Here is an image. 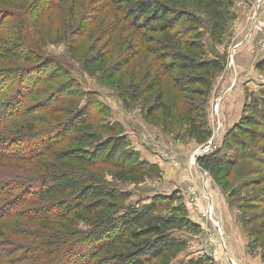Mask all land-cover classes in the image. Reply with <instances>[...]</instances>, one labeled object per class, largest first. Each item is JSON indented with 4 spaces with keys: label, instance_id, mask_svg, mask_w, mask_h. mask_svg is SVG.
<instances>
[{
    "label": "trees",
    "instance_id": "1",
    "mask_svg": "<svg viewBox=\"0 0 264 264\" xmlns=\"http://www.w3.org/2000/svg\"><path fill=\"white\" fill-rule=\"evenodd\" d=\"M59 1L0 0V264H172L188 248L179 234L197 236L200 227L176 206L175 194L126 204L128 192L93 174L95 164L110 165L117 181L137 183L160 178L161 170L125 148L121 126L97 121L87 112L91 105L75 112L69 106L73 82L57 60L42 54L38 36V22ZM87 1L95 16L110 11L115 21L111 36L124 26L130 47L139 40L161 74L173 75L175 89L193 101L187 111L188 135L205 144L211 137L205 106L225 59L216 54L207 58L203 34L211 45L222 44L232 0ZM79 3L68 1L69 18L79 13ZM124 64L112 69L119 73ZM256 70L264 73V62ZM159 84L148 83L143 92L155 95V110L166 112ZM246 98L249 118L233 126L220 150L197 160L202 170L224 169L225 176L241 160L264 162L251 148L264 134L257 130L264 127V91ZM64 104L68 106L60 108ZM101 133L106 138H100ZM63 143L78 153L53 156ZM46 155L53 156V162L39 161ZM9 162L36 163L43 172L9 171ZM260 248L264 262V242ZM206 263L198 257L177 264Z\"/></svg>",
    "mask_w": 264,
    "mask_h": 264
},
{
    "label": "rangeland",
    "instance_id": "2",
    "mask_svg": "<svg viewBox=\"0 0 264 264\" xmlns=\"http://www.w3.org/2000/svg\"><path fill=\"white\" fill-rule=\"evenodd\" d=\"M68 1L60 0L38 22V36L42 54L57 60L73 82L69 106L75 112L86 103L91 105L87 112L97 121L121 126L125 148L138 152L141 160H145L146 150L150 154L157 152L162 160L161 177L157 179L119 182L114 178L115 168L103 164L94 165L95 177L128 192L131 197L126 204L148 201L153 195L175 194L179 198L176 206L185 210L187 218L200 227V233L179 234L187 240L188 248L172 264L198 257L207 259L206 264H235L231 258L237 256L244 257L246 264H264L260 259V245L264 242V202L260 201L264 200V162L241 160L230 171L225 170V176L224 169L204 171L197 165L206 152L222 148L224 137L242 117L249 118L246 97H258L264 91V73L256 70L257 64L264 62V0H232L221 45H211L203 34L207 58L211 54L224 57L225 68L212 81L205 106V123L211 137L201 145L188 135L187 111L193 101L175 89L173 75L161 74L139 40L132 49L124 26L119 27L122 32L118 29L110 35L115 24L110 11L95 16L92 5L80 0L79 13L69 18ZM243 48L248 55L240 58L237 53ZM118 64L124 67L115 73L112 67ZM152 82H160L166 112L155 110V95L143 92ZM98 108L102 111L96 114ZM257 130L263 133L264 127L260 125ZM99 135L106 138L103 133ZM251 148L259 151L253 154H261L264 159V134ZM54 151L53 156L78 153L67 143ZM53 156L46 155L39 161L53 162ZM8 164L6 169L24 175L43 172L36 163ZM255 200L260 202L253 203ZM74 225L86 228L81 223ZM247 232H251L250 238Z\"/></svg>",
    "mask_w": 264,
    "mask_h": 264
},
{
    "label": "crops",
    "instance_id": "3",
    "mask_svg": "<svg viewBox=\"0 0 264 264\" xmlns=\"http://www.w3.org/2000/svg\"><path fill=\"white\" fill-rule=\"evenodd\" d=\"M241 28V27H240ZM239 32H240V30H239ZM245 48V47H244ZM242 49V50H239V52L237 53V55L241 58V57H246L247 55H248V52H247V50H245V49ZM239 61H241V60H239ZM248 90H250V91H252L251 89H248ZM154 152V153H153ZM152 152V154H150L151 153V151H145V154H144V157H145V160L147 161V162H149L150 164H153V165H158L160 168H162V164L160 163L162 160H161V158H160V156H159V154H157V152L155 153V151H153ZM153 156V158L154 159H150V157H152ZM230 247H231V245H230ZM232 259V261L235 263V264H246V261H245V258L243 257V259L241 258V256H237V259H234V258H231Z\"/></svg>",
    "mask_w": 264,
    "mask_h": 264
},
{
    "label": "built area",
    "instance_id": "4",
    "mask_svg": "<svg viewBox=\"0 0 264 264\" xmlns=\"http://www.w3.org/2000/svg\"><path fill=\"white\" fill-rule=\"evenodd\" d=\"M210 147V146H209ZM207 151V150H206ZM213 152V149L212 150H210V151H208V152H206L205 154H210V153H212Z\"/></svg>",
    "mask_w": 264,
    "mask_h": 264
}]
</instances>
